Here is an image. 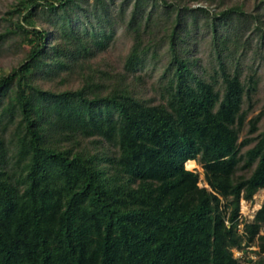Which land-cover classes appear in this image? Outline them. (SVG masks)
Instances as JSON below:
<instances>
[{
    "label": "trees",
    "instance_id": "trees-1",
    "mask_svg": "<svg viewBox=\"0 0 264 264\" xmlns=\"http://www.w3.org/2000/svg\"><path fill=\"white\" fill-rule=\"evenodd\" d=\"M185 1L136 0L124 73L91 68L81 87L57 91L34 84V74L72 72L113 33L107 24L96 32V9L77 0H16L18 27L32 38L26 59L0 75V264H242L232 250L264 226L263 200L238 233L241 200L264 189V132L241 155L253 82L227 71L228 40L216 37L218 21L244 11L236 5L215 18L219 71L207 80L190 51L185 17L195 10ZM40 9L63 11V31L39 26ZM149 60L161 71L155 104L128 82ZM188 160L201 165L207 187ZM241 162L255 165L247 177L236 175Z\"/></svg>",
    "mask_w": 264,
    "mask_h": 264
},
{
    "label": "rangeland",
    "instance_id": "rangeland-1",
    "mask_svg": "<svg viewBox=\"0 0 264 264\" xmlns=\"http://www.w3.org/2000/svg\"><path fill=\"white\" fill-rule=\"evenodd\" d=\"M87 12L90 13L91 20L97 28L96 32L102 33L101 24L109 27L104 31H112L113 39L106 48L95 49V56L88 57L83 65L76 66L72 72H61L57 76L47 78L45 74L36 72L34 74V84L45 89H55L57 91L75 90L82 86L89 69L95 68L97 71H106L111 74L124 73L125 59L132 45L131 33L126 31L127 23L130 21L136 0H77ZM16 0H0V75H8L12 69L18 67L27 57L29 46L27 40L31 35L24 36L19 29V14L15 11ZM190 9L191 14L186 12V21L191 40V54L199 59L198 71H203L205 79L219 71L218 49L216 46L213 28L215 18L219 13L236 5H241L243 14L233 13L227 20L218 21L219 29L216 38L227 39L229 50L222 52L223 64L227 71H238L241 81L247 85L253 82V90L249 96L243 99L242 111L246 113L244 125L239 133L238 143L241 145V155L252 148L261 133L264 132V0H186L184 2ZM154 6L150 2L149 9ZM203 8L206 12L200 11ZM142 10V8H141ZM50 14L48 11L38 10L35 20L39 26H52L61 30L62 15ZM77 13V14H75ZM78 8H74V15L80 14ZM81 17H85L84 12H80ZM253 15L259 16L260 25L251 18ZM139 15V14H138ZM77 21V20H75ZM91 24V25H93ZM81 25V24H79ZM63 30H61L62 32ZM86 36V33H83ZM223 47V46H222ZM221 47V48H222ZM225 47V46H224ZM163 54V50H160ZM160 54V58L162 57ZM165 63V58H161ZM154 62L150 60L145 67L139 68L134 73H130L128 82L139 91L140 98L152 104L162 102L159 76L161 71H155ZM161 62L158 67H160ZM39 71V70H37ZM218 80L217 88L221 87V78ZM259 117L257 130L252 132L250 122ZM12 128H8L6 135L9 136ZM92 140V139H91ZM91 146V145H90ZM189 161V160H188ZM192 161V160H191ZM194 166L185 168L198 173L199 186L207 187L204 179L203 169L196 161H192ZM241 162L237 168V176H249L255 167L244 170ZM264 200V189H260L251 201L241 200L240 202V229L243 232L245 223L251 222L255 213L260 209ZM242 232L238 231L239 234ZM261 237H263L261 239ZM244 245V244H243ZM233 256L242 264H264V226L254 237V241L245 249L234 248Z\"/></svg>",
    "mask_w": 264,
    "mask_h": 264
},
{
    "label": "bare ground",
    "instance_id": "bare-ground-1",
    "mask_svg": "<svg viewBox=\"0 0 264 264\" xmlns=\"http://www.w3.org/2000/svg\"><path fill=\"white\" fill-rule=\"evenodd\" d=\"M193 166H194V163L191 160L187 161L188 168H192Z\"/></svg>",
    "mask_w": 264,
    "mask_h": 264
},
{
    "label": "built area",
    "instance_id": "built-area-1",
    "mask_svg": "<svg viewBox=\"0 0 264 264\" xmlns=\"http://www.w3.org/2000/svg\"><path fill=\"white\" fill-rule=\"evenodd\" d=\"M238 228H239V231L242 232V230L240 229L241 228L240 225L238 226Z\"/></svg>",
    "mask_w": 264,
    "mask_h": 264
}]
</instances>
